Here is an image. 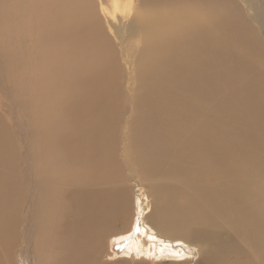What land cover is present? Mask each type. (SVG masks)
I'll return each mask as SVG.
<instances>
[{
	"label": "bare ground",
	"instance_id": "6f19581e",
	"mask_svg": "<svg viewBox=\"0 0 264 264\" xmlns=\"http://www.w3.org/2000/svg\"><path fill=\"white\" fill-rule=\"evenodd\" d=\"M129 1L0 0V74L9 64L18 83L26 148L19 157L0 116V264H17L20 245L34 264H109L131 210L124 126L127 162L160 182L153 230L198 244L204 264H264L261 37L238 0ZM259 1L240 2L263 21ZM99 5L106 20L132 17L120 51ZM142 230L125 258L187 257Z\"/></svg>",
	"mask_w": 264,
	"mask_h": 264
},
{
	"label": "rangeland",
	"instance_id": "374dc122",
	"mask_svg": "<svg viewBox=\"0 0 264 264\" xmlns=\"http://www.w3.org/2000/svg\"><path fill=\"white\" fill-rule=\"evenodd\" d=\"M136 1L137 0L132 1V6H133V2H134V6H135ZM240 1H242V0H238L239 4L241 5V8H240L241 11L244 13L245 18L249 19V21L251 23L250 24L251 27L256 31V33H258L259 37H261V39H262L261 43H262V45H264V24H263L264 20L262 21V20H260V18H259L260 21L258 19L255 20V17H254L255 12H251L249 7L247 5H243V3ZM254 2L257 5H259V3H260L259 0H254ZM124 3L127 5L128 2H124ZM109 4H110L109 1L106 2L104 4V7L109 8V10H110L112 5L110 4L111 5L110 6ZM101 8L102 7L100 6L99 7V13L101 12ZM100 16H102L101 13H100ZM127 16H129V17H127ZM102 19H103L104 26L106 27L105 32L106 31L108 32V34L106 32L107 36H109L113 42H115L114 38H116L115 43L118 44V42H119V45H116L115 43L114 44H115V47H117L116 49L118 51H120L122 49L121 44H123V42H120L122 40H120V38H119L120 36L117 35V28L118 27L120 28V26L124 27V28H129L130 24L132 22L131 15L123 12V13H119V15L115 18H113V17L111 18L109 16L108 19H110V21H108V19L106 20L105 17L103 18V16H102ZM128 21H129V24H128ZM260 23H262L261 24L262 27L260 26ZM113 26H114L115 30L113 29ZM112 29H113L114 33L109 32V31H112ZM112 34L114 35V37ZM138 46H140V45L138 44L137 47ZM123 57H124V59H123ZM123 57H122V60H123L122 64L125 66V65H127L126 59H125V56H123ZM8 65L9 64H6V66L3 67V74L6 76V78L4 79L3 74H0V81H1V79H3V83L2 82L0 83L1 84L0 85V116H2L4 118L6 124L8 125L7 128L10 129V131L12 133V137L13 136L15 137V139H13V144H14V147H16L18 156L20 157L24 153L26 148H25L23 142L18 138V133H16V131L18 132L19 129H17L18 126L16 123L14 124L13 121L18 120V124L21 125L24 122V117L22 116V113H20V111L18 109L17 100L15 98L14 93L12 94L10 92V89H9V87H11L13 85H17L18 83L17 82L12 83V75L13 74L11 75L10 71L8 70ZM129 67L130 66L127 65L124 68H125V70H126V68L128 70ZM7 70L9 71V73ZM11 71H13V69ZM14 71H16V70L14 69ZM14 75H16V77L18 79H20L19 75H17V74H14ZM6 88H7V90H6ZM6 98H7V100H6ZM13 125H14V130L12 128ZM127 129H128V127L124 126V130H126V131L121 132V139L122 140H120L121 146H120V152H119V162H121L122 165L124 164V167H123L124 168V175H125V179L127 180L126 185L128 188V194H129V198H130L129 199L130 209H131L130 210V219H129V221L125 227H123V225L120 224V225H117L115 230L113 231V233H112V234H114L113 236H121L122 235V237L125 236L124 237L125 239H124V241H118V239L117 240L114 239V241H113V239H112L110 241L111 243L109 242V244L107 245L106 251L109 252L108 255H110L111 257L108 256L106 259V262H108L109 264H116V263L126 262V261H129L132 264L133 263H136V264H204L203 259L205 257V254L203 256V250L202 249L198 250V246H197L198 244L197 245H195V244L191 245V244L184 243V241H182V240H179L181 242L180 245L184 244L182 246H184L185 248L187 247L186 248V252H187L186 256L187 257H185V258H182V257L179 259L175 258V260L171 259V258H161V260H159L157 257H155V255H152L153 257L138 258V256L136 257L134 254H132L129 258L124 257V253H125L124 251H125L126 246L128 245L129 242L133 241L135 238L138 237V234H140V232L143 231L142 229H144V232L146 233L147 238H148V236H150V233H153L148 238V239H150V241L152 243H154V241H155V243H160L161 241H163V244H166V242H164V241H169L173 244L174 247H176L179 243V241L168 239V237L164 236L161 233L158 234L148 224V217H149V214L151 212V208L149 207V204L152 205L153 200H154V198L152 197V194H151V191H152L151 185L160 186V182L159 183H155V182L150 183L148 180L142 179L141 176L137 173L136 168L134 166H132L130 164V162H127L128 160L126 159V157L124 155V150L127 149L128 145H129L127 143L128 142V134H127L128 130ZM125 140H126V142H125ZM123 142H125V143H123ZM147 195H148V197H147ZM143 226L147 229H145ZM148 231L150 232L149 234H147ZM153 235H155V236H153ZM21 247L22 246L20 245L16 251L17 264H34L33 258L31 260H29V258L25 257V254H22V252H21L22 248ZM107 252H105V255L107 254ZM231 259H230V261H231ZM140 261H142V262H140Z\"/></svg>",
	"mask_w": 264,
	"mask_h": 264
}]
</instances>
